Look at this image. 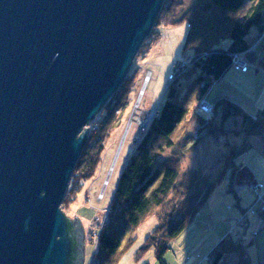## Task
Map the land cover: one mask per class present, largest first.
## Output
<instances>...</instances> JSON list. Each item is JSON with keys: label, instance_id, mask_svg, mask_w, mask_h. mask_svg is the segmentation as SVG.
<instances>
[{"label": "water", "instance_id": "1", "mask_svg": "<svg viewBox=\"0 0 264 264\" xmlns=\"http://www.w3.org/2000/svg\"><path fill=\"white\" fill-rule=\"evenodd\" d=\"M166 0H0V264H82L62 209Z\"/></svg>", "mask_w": 264, "mask_h": 264}, {"label": "rangeland", "instance_id": "2", "mask_svg": "<svg viewBox=\"0 0 264 264\" xmlns=\"http://www.w3.org/2000/svg\"><path fill=\"white\" fill-rule=\"evenodd\" d=\"M180 1L187 10L199 0ZM187 24L183 22L161 28L160 40L151 41L135 60L130 73L135 68L138 72L134 73V81L129 87V102L121 114L117 113L120 123L107 142L100 169L95 178L81 184L73 206L65 209L71 219L78 217L81 220L85 230V260L82 264L93 262L98 243L97 240L90 241L94 222L96 218H105L121 175L143 134V129L133 120L136 105L139 103L142 111H153L162 106L169 75L175 72L176 64L190 54L184 52L189 35ZM255 33L254 30L251 37L255 38ZM227 43L225 40L222 45L227 46ZM242 57L248 63V73L232 67L223 78L214 82L205 97L213 106L221 100L226 101L235 115L229 117L225 125L222 124L223 111L227 107L225 103L215 108L213 115L206 116L212 117L207 124L199 117H189L177 135L181 141L191 135L186 148H181V145L177 148V151L182 149L186 153L180 165V175L188 177L194 169H201L205 178L216 185L199 213L171 241L170 250L164 257L166 264H210L215 246L224 240L235 244L240 242L250 259L249 264L264 263V199L263 202L258 201L260 194L256 190L258 186H264V125L261 124V131L254 133L249 141L245 139L246 131L243 130L244 124L257 123L260 114L264 121V37L249 55ZM147 76L150 77L148 82ZM200 100L194 103V108L202 111ZM247 141L251 147L238 158L237 164L241 167L233 181L230 183L229 174L218 180L220 172L225 169L229 151L230 156H234L232 151L246 146ZM172 155L173 151L167 157ZM101 194H104L102 200L99 199ZM261 195L264 198V190ZM178 196L174 195L173 200H179ZM165 211L159 207L144 220L135 232V241L124 243L116 264H161L155 248H143L146 239L158 227L160 214ZM237 255V252L228 253L221 264L240 263Z\"/></svg>", "mask_w": 264, "mask_h": 264}, {"label": "trees", "instance_id": "3", "mask_svg": "<svg viewBox=\"0 0 264 264\" xmlns=\"http://www.w3.org/2000/svg\"><path fill=\"white\" fill-rule=\"evenodd\" d=\"M184 5L180 0H166L151 35L141 48L142 52L151 41L158 42L162 35L161 28L188 22L189 35L184 52L190 54L176 64L175 72L170 75L173 80L169 81L165 91V102L155 109L153 120L143 131L121 175L107 209L108 222L100 234L94 264H116L124 243L135 241L137 228L159 207L166 211L160 214L159 225L146 239L143 250L155 248L158 261L166 264L164 257L170 250L171 241L199 213L216 185L205 178L201 169H194L188 177L180 175V165L186 153L182 149L177 151V148L179 145L186 148L191 135L182 141L177 135L189 117H199L206 124L212 120V117L207 118L202 111L194 108V103L205 98L214 82L234 67L235 55L246 57L261 42L264 37V0H199L188 11ZM254 30L255 38L251 37ZM225 40H228L227 46L222 45ZM136 72L137 68L127 76L90 128L81 158L74 169L72 188L62 204L65 213V209L76 201L81 184L97 175L107 142L120 123L117 113L121 114L129 102V87ZM183 88L185 91H182ZM225 103L221 100L215 108ZM230 106L227 104L223 111V125L235 115L234 111L229 110ZM259 116L257 123L244 124L245 139L248 141L254 133L261 131V124L264 125L261 114ZM248 141L246 146L232 151L234 156L227 152L225 169L220 172L218 180L229 174L230 183L233 181L241 167L237 164L238 158L251 147ZM172 151L173 158L167 157ZM174 195H179V200L174 201ZM215 247L210 264H221L224 256L236 252L240 260L237 264H249L250 259L240 242L235 244L224 240Z\"/></svg>", "mask_w": 264, "mask_h": 264}, {"label": "built area", "instance_id": "4", "mask_svg": "<svg viewBox=\"0 0 264 264\" xmlns=\"http://www.w3.org/2000/svg\"><path fill=\"white\" fill-rule=\"evenodd\" d=\"M233 62H234L233 65H234V67H236V69L241 70L244 73L248 72V67H247L248 63L244 60L242 55H235L234 59H233ZM149 79H150V77L147 76L146 77V82H148ZM169 80H173V76H170ZM200 101L201 102L199 103V106H200L201 110L203 111V113L206 116L213 115L215 106L211 105L206 100V98H204V99H202ZM145 112H147L148 114H151V115L149 117L148 123L144 127L139 125L143 129V131H145L148 128L150 122L153 120L154 114H155V110H153V111H145ZM71 188H72V181H71V185H70V189ZM256 190L260 194V197H259L258 201H262L263 202L264 198H263V196L261 194H262V192L264 190V186L260 185V186H258L256 188ZM103 195L104 194H101V196L99 197L100 200L103 199V197H104ZM263 212H264V204H263V207H262V213ZM107 222H108V212H106L105 218L103 220H101V218H96V220L94 222L95 227H93V230L91 231V234H90V237H91L92 240H97V242L99 241L100 234H101L104 226H106ZM92 264H94V262H92Z\"/></svg>", "mask_w": 264, "mask_h": 264}, {"label": "bare ground", "instance_id": "5", "mask_svg": "<svg viewBox=\"0 0 264 264\" xmlns=\"http://www.w3.org/2000/svg\"><path fill=\"white\" fill-rule=\"evenodd\" d=\"M142 91L140 92V95ZM136 110L133 115V120L137 123V125L145 126L148 123L149 117L151 114H148L145 111H141L139 103L136 105Z\"/></svg>", "mask_w": 264, "mask_h": 264}, {"label": "crops", "instance_id": "6", "mask_svg": "<svg viewBox=\"0 0 264 264\" xmlns=\"http://www.w3.org/2000/svg\"><path fill=\"white\" fill-rule=\"evenodd\" d=\"M248 71H249V69H248ZM248 73V72H247ZM227 74V73H226ZM171 75V74H170ZM170 75H169V77H170ZM208 101V100H207Z\"/></svg>", "mask_w": 264, "mask_h": 264}, {"label": "clouds", "instance_id": "7", "mask_svg": "<svg viewBox=\"0 0 264 264\" xmlns=\"http://www.w3.org/2000/svg\"><path fill=\"white\" fill-rule=\"evenodd\" d=\"M169 81H171V80H169Z\"/></svg>", "mask_w": 264, "mask_h": 264}]
</instances>
